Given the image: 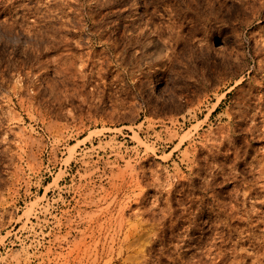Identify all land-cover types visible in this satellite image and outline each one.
I'll return each mask as SVG.
<instances>
[{
    "label": "rangeland",
    "instance_id": "rangeland-1",
    "mask_svg": "<svg viewBox=\"0 0 264 264\" xmlns=\"http://www.w3.org/2000/svg\"><path fill=\"white\" fill-rule=\"evenodd\" d=\"M0 264H264V0H0Z\"/></svg>",
    "mask_w": 264,
    "mask_h": 264
}]
</instances>
